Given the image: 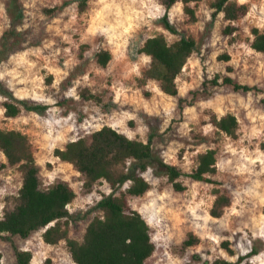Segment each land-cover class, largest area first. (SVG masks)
<instances>
[{
	"label": "rangeland",
	"instance_id": "rangeland-1",
	"mask_svg": "<svg viewBox=\"0 0 264 264\" xmlns=\"http://www.w3.org/2000/svg\"><path fill=\"white\" fill-rule=\"evenodd\" d=\"M215 1L190 3L198 18L191 23L180 0L169 12L178 31L173 34L159 22L166 12L160 0H89L83 13L78 0H23L24 28L40 44L0 63V80L17 98L49 109L44 115L24 111L6 118L0 95V127L28 135L41 189L67 182L75 190L77 196L68 206L74 217L72 238L83 240L89 223L101 215L98 202L113 191L101 182L87 192L84 176L57 158L55 150L89 138L104 126L143 142L154 129L156 153L182 172L179 181L186 189L175 190L162 169L154 166L144 174L150 190L128 197L129 206L151 228L156 249L146 264L236 262L255 249L258 254L243 264H264V53L251 47L253 28L264 29V0H237L249 11L235 22L227 21L223 13L215 15ZM7 2L0 0V39L8 28ZM228 26L236 29L232 35L225 32ZM159 34L170 43L182 36L198 42L177 79L179 97L165 94L156 81L145 85L138 81L150 65V57L140 50L148 38ZM101 50L112 54L106 67L97 61ZM226 76L253 90L236 91L223 83ZM213 114L235 115L237 137L214 128ZM210 149L217 151L213 178L218 186L190 177L198 155ZM22 183V173L7 165L0 150V219L15 207ZM219 187L231 204L215 218L211 210L214 189ZM43 232L28 238L0 234L2 264H17L18 251L32 252L30 264H75L66 242L46 244ZM191 238L198 242L185 245Z\"/></svg>",
	"mask_w": 264,
	"mask_h": 264
},
{
	"label": "trees",
	"instance_id": "trees-1",
	"mask_svg": "<svg viewBox=\"0 0 264 264\" xmlns=\"http://www.w3.org/2000/svg\"><path fill=\"white\" fill-rule=\"evenodd\" d=\"M88 1L78 0L81 13L87 10ZM179 1L160 0L166 12L159 22L173 34H178V31L170 21L169 12ZM199 1L201 0H182L191 23L197 22L198 18L190 3ZM213 7L216 9L215 15L223 13L224 18L230 22L239 20L249 11L246 4H240L237 0H216ZM6 15L8 28L0 39V63L40 44L24 28L26 11L23 0H8ZM235 30L228 26L225 32L232 35ZM252 34L254 39L251 47L258 53H264V29L253 28ZM197 47L198 42L193 36H182L174 43H170L164 34L148 38L140 52L150 57V65L143 77L138 79L139 83L145 85L148 81H156L165 94L179 97L177 79ZM225 58L230 59V56ZM111 59L112 54L107 50H101L97 54V61L102 67H106ZM218 81L219 78L212 83L218 85ZM223 83L236 91L253 90L229 76L223 78ZM0 95L5 99L6 118H16L24 111L44 115L49 109L47 105L17 98L2 80ZM210 124L231 138L238 135L239 121L233 114L222 117L213 114ZM157 135L158 132L153 129L148 142H143L131 139L110 126H104L89 138H80L69 142L63 149L55 150L57 158L73 164L84 176V188L87 192L93 191L101 182H106L113 191L98 202L96 209L101 215L89 223L83 240H77L70 236L74 217L68 209L77 196L75 190L67 182H59L47 190L41 189L39 167L28 135L19 130L0 127V150L7 159V165L17 167L23 175L15 207L0 219V234L28 238L34 232L44 230L42 237L46 244L66 242L75 264H146L156 249L151 228L143 215L129 206L128 197H140L150 190L151 185L144 174L154 166L162 169L175 190L186 189L179 181L182 172L176 166L167 164L156 153L153 142ZM217 171V151L210 149L198 155L197 165L190 177L218 186L219 181L213 178ZM126 185L128 187L123 190ZM214 193L216 198L211 215L220 218L225 208L230 206L231 198L220 187L215 188ZM197 242L195 238H191L185 245ZM224 245L227 251L233 253L228 243ZM257 254L255 249L247 256H240L236 262L220 260L215 263L243 264ZM16 256L17 264H30L33 258L30 251H18ZM2 260L3 254L0 252V264Z\"/></svg>",
	"mask_w": 264,
	"mask_h": 264
}]
</instances>
